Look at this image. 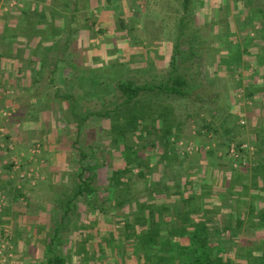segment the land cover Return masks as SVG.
Segmentation results:
<instances>
[{"label":"rangeland","instance_id":"374dc122","mask_svg":"<svg viewBox=\"0 0 264 264\" xmlns=\"http://www.w3.org/2000/svg\"><path fill=\"white\" fill-rule=\"evenodd\" d=\"M55 1L57 9L51 7L48 13L0 9V23L7 28L0 40L17 32L38 36L52 49L39 59L53 70L33 71L24 62L23 76L10 65L0 72V264H46L52 255L66 264H139L138 240L128 237L135 216L145 215L148 210L142 209L151 205L156 210L168 206L173 217L164 212L166 221L188 230L199 231L207 224L214 241L221 224L223 264H261L264 131L259 130L260 120L252 119L255 112L248 115L261 105L251 93L253 86L241 76L232 103L225 95L228 90L218 88L227 79L217 80L211 73L219 58L205 53L202 36L168 39L175 47L172 53L145 56V48L154 50L161 42L154 40L156 30L161 34L155 24L174 22L169 15L174 8L168 5L161 8L169 15L163 21L158 20L161 10L142 0L91 5L89 0ZM260 15L263 19L264 7ZM250 29L257 38L264 33V23ZM4 42L0 61L8 55ZM73 66L80 68L75 71ZM258 76L264 93V75ZM173 77L186 81V95L151 92L123 105L119 82L166 84ZM31 120L40 124L26 138L24 128ZM230 136L256 140L255 152L261 156L257 167L252 160L248 167H229L222 154ZM135 154L144 177H138L141 167L136 161L127 162ZM85 166L94 168L85 172L95 176L93 190L77 196ZM128 169L132 171L118 173L122 177L116 184V173ZM9 178L12 184H7ZM180 243L190 244L188 234ZM174 249L180 256L182 249Z\"/></svg>","mask_w":264,"mask_h":264},{"label":"crops","instance_id":"0c3cea01","mask_svg":"<svg viewBox=\"0 0 264 264\" xmlns=\"http://www.w3.org/2000/svg\"><path fill=\"white\" fill-rule=\"evenodd\" d=\"M89 1L91 5L94 2L98 3L100 0ZM142 1H144L146 3V6L148 5V7H151V5L149 4L153 3L157 6L155 7L160 10L165 5H168L171 9L174 8L175 10L174 11L172 9L173 12L169 14L174 17V22L171 24V26L168 24L163 26L162 22H157V24H155L159 26L158 29L161 31V34H159L156 30V34H154V40L156 42H161L155 44L156 47L154 48V50L145 48L142 53L145 56L150 57H163L169 55L175 49V47L167 43L168 39L179 40L178 37L182 36L183 34L189 35L190 33V35H195V37H192L193 39H197V37L202 36L201 47L204 49L205 53L208 52L213 55V57L219 58L215 59L214 64H212L213 66H210V69L212 70L211 73L214 74L213 77L217 78V80L220 77H224L225 79H227L225 80V82H223L222 80L221 82L223 83H218V88L228 90L227 92L230 91L229 95L227 94V92L225 93V95H227L226 97L231 99L232 103L233 101L234 104L236 102V92L234 90L235 88H238L237 85L239 82H237V80H239L241 76H244V79H247V85L253 86V92L251 93L256 94L259 97L261 105L260 108H258L259 110L254 109L248 112V115H250L251 112H255L253 113L252 119L255 118V120L257 121L260 120L261 125L259 127V130L262 129L261 131H264V93L261 91L263 88V80H260L258 76V74L264 75V65L262 63L264 59H259V57H261L260 55L264 54V33L255 38L256 35L252 36V30L250 29V26L252 25H255L256 28L257 26L260 27L261 25H263L264 16L262 19L260 11L264 7V2H258V0H169L165 4H162L161 2H163L164 0ZM20 2L21 3L18 9H21V7L25 10H28V8L43 9L45 10V13H48L51 7L54 9H57L58 7L55 0H21ZM24 5H26V8ZM92 6L96 5L93 4ZM202 11L203 13H201ZM161 13V18H158V20L162 19L163 21H165L169 15L163 13L162 10ZM10 14H12V12ZM179 23L180 25L183 24V29L180 28ZM0 25L1 35L3 34L6 27L2 23H0ZM171 29L174 31V35L172 37H169L168 32ZM151 30L152 29L147 30L148 33ZM7 35L4 36L5 39L4 37H2V39L0 40V43L5 40L2 45L3 47L4 45L6 46L3 48L5 49V51L3 49L2 51L8 54L7 56L4 55L5 57L2 61H0V72L5 71V68L7 69L10 65L11 67H14V69H17L18 77L23 76L22 72L24 71V66L22 64L24 62L28 65H31L33 71L35 68V70L39 69L36 71L53 72V70H51L50 67H47L46 64L44 67V63L39 59L43 51L46 52L52 49H48L46 48L48 47L47 45L45 46V44H41L38 40L40 39L38 36L36 37L33 34L20 35L18 32L17 34H13L11 36ZM159 37L160 39H158ZM192 38L191 40H193ZM195 41L196 40L192 42L194 43ZM8 42H10L9 45L7 44ZM193 43L192 47L195 48ZM182 49L185 50L187 48L185 47ZM213 49H215L217 52L213 53ZM8 56L11 58H9ZM222 61L224 63H222ZM57 68L55 67V70ZM73 68L75 69V71H77L80 67L78 66L77 68V66H73ZM27 71L29 72L30 69L28 68ZM216 73H219V75H217ZM39 124L31 120L30 123L25 125L23 136L26 138H28L29 135L32 136L33 132H31V129L33 128L35 130V128L38 127ZM226 133H228V131ZM260 135L263 139L264 132ZM250 159L256 162V165L254 167H257L261 160V156L259 152H255V154L252 155ZM2 171V166L0 165V178L3 177ZM6 182L7 184L13 183L10 178L8 179V181L6 180Z\"/></svg>","mask_w":264,"mask_h":264},{"label":"trees","instance_id":"16d2710c","mask_svg":"<svg viewBox=\"0 0 264 264\" xmlns=\"http://www.w3.org/2000/svg\"><path fill=\"white\" fill-rule=\"evenodd\" d=\"M170 81L166 84L162 83L151 85H136L130 81L119 82L118 89L124 97L123 105L131 104L138 98H140V96L147 95L151 92L165 95H186V92L182 90V88L186 86V81L183 78L173 77ZM233 144H236L237 148L239 149V153L241 154L240 159L234 158L230 154V148ZM244 144H248V147H253L254 150L257 149L255 141H252L250 143L247 140L236 141L235 138L230 136L225 142L223 150L224 154H222V157L228 159V164H230L229 167L233 170H238L242 166L244 167V161L247 160L249 162L252 160L250 159V149L243 147ZM222 148H218V150ZM254 154L255 151L253 155ZM82 155L84 158L88 156L84 153H82ZM135 156L136 157L128 159L127 162L128 164H131L132 162L136 161L137 166L141 167L138 173V177H144L145 172L142 170L143 164L141 161H139V155L137 156L135 154ZM235 164H238L240 168H237ZM245 167H248V163L245 165ZM90 169L94 168L92 166H85L84 171L81 172L79 175L81 185L79 191L77 192V196H84L86 195V193H90L93 190L92 181L95 179V176H85V172L90 171ZM127 171L131 172L132 169L124 171L122 170L120 172H117L116 174H122V172L127 173ZM121 174H118L116 177L113 178V181H115L116 184L120 183V177H122ZM112 189L113 187L109 188V190ZM156 193H158L157 190H155L152 195ZM120 204L121 202L118 205ZM111 207L112 211L116 209V206L114 205H112ZM138 207L141 208V204ZM154 207L155 205H151L149 208L144 207L142 210L147 209V213L145 212V215L143 216H135V222L132 228H137V231L132 232L133 229L130 230L131 235L129 234L128 237L129 239L134 238L138 240V242H136V246L141 249L140 252L137 254L139 264H223V255L225 254L226 249L223 247L222 244L220 245L218 243V241L221 243L222 239H224L223 236H221V224L219 225V227L217 226V228L220 230V236L219 238H215L217 239V241H214L210 236V234H212L209 230L210 226H207V224L201 225V230L199 231H191L184 226L176 225L174 220L166 221L167 216L173 217V213L172 211H169L168 206H164L160 210H156ZM142 210L141 212H143ZM164 212L169 213L166 216ZM261 217L264 225V212L261 213ZM211 219L212 218H210L209 220ZM187 234L189 237L190 244L187 246H182V244L180 243V239L182 237H185ZM116 242H118L117 239ZM177 247L182 249V252H179L180 256L178 257L175 256L176 250L174 249ZM118 255L121 256V254ZM46 264H66V260L61 256L52 255L47 259ZM261 264H264V257L262 259Z\"/></svg>","mask_w":264,"mask_h":264},{"label":"built area","instance_id":"2783aa9c","mask_svg":"<svg viewBox=\"0 0 264 264\" xmlns=\"http://www.w3.org/2000/svg\"><path fill=\"white\" fill-rule=\"evenodd\" d=\"M19 6H20V0H7L6 2L4 0H0V9H2L5 12H9V11H11L13 9L18 8ZM244 123L245 122L242 120L241 121V124H244ZM243 147L249 148L248 147V144H244ZM191 148H192V145H190L189 149H191ZM249 149H250V152H251L250 154L252 156L255 150H254L253 147H250ZM230 154L234 158H239L240 159L241 154L239 153V149L237 148L236 144H233L231 146V148H230ZM247 163H248L247 160L243 162L244 165H246ZM237 165L238 164H235V166H237ZM21 177H24V175H22Z\"/></svg>","mask_w":264,"mask_h":264}]
</instances>
